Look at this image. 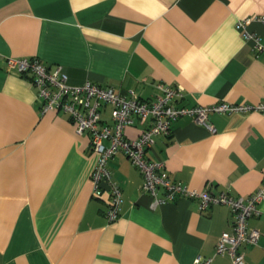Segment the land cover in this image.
I'll return each instance as SVG.
<instances>
[{
  "label": "crops",
  "instance_id": "1",
  "mask_svg": "<svg viewBox=\"0 0 264 264\" xmlns=\"http://www.w3.org/2000/svg\"><path fill=\"white\" fill-rule=\"evenodd\" d=\"M260 16L264 0H0V264H231L214 253L230 208L200 210L186 198L152 206L121 153L108 162L121 190L109 222L108 194L93 195L89 135L42 112L36 88L5 60L37 58L60 65L70 84L88 79L142 99L162 82L181 88L180 106L254 105L264 102V54L236 24L248 19L244 29L264 45ZM101 119L110 123L109 107ZM207 125L178 117L146 156L190 189L248 196L264 176V112L209 113ZM247 225L259 235L240 247L244 264H264V201Z\"/></svg>",
  "mask_w": 264,
  "mask_h": 264
},
{
  "label": "built area",
  "instance_id": "2",
  "mask_svg": "<svg viewBox=\"0 0 264 264\" xmlns=\"http://www.w3.org/2000/svg\"><path fill=\"white\" fill-rule=\"evenodd\" d=\"M257 19L264 24V16ZM247 20L238 21L236 26L242 29L244 37L252 38L257 51L264 54V45L259 38L244 29ZM5 67L36 88L42 112L56 110L65 114L75 124L78 134L89 135L90 147L97 153V162L91 173L93 195L108 194L105 216L109 222L115 221L119 215L121 190L112 180L108 162L115 154L121 153L141 172V188L152 198V206L179 198L196 200L200 210L215 204L228 206L232 213L231 230L221 232L214 253L227 254L231 264H244L240 247L255 245L258 240V231L249 228L247 221L259 214V206L264 201V176L260 186L246 197H233L207 188L190 189L170 179L163 162L149 159L146 151L155 136L169 134L171 123L180 116H189L211 129L207 125L209 113L264 112V102L254 105L217 102L186 107L176 104L183 96L181 88L162 82L155 83L157 92L152 99H142L132 91L122 93L88 79L82 84H70L60 65L50 67L37 58H7ZM106 106L109 107L110 123L101 119L102 109ZM134 125L142 126L139 135L126 137L125 127ZM211 260L212 257L197 256L193 264H210Z\"/></svg>",
  "mask_w": 264,
  "mask_h": 264
}]
</instances>
